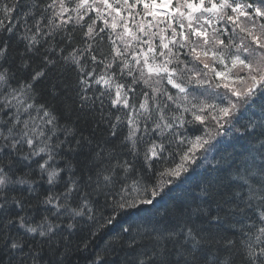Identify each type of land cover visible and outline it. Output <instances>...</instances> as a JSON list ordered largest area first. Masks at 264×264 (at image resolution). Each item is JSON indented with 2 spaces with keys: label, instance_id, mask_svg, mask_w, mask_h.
Listing matches in <instances>:
<instances>
[{
  "label": "snow or ice",
  "instance_id": "6c2138e0",
  "mask_svg": "<svg viewBox=\"0 0 264 264\" xmlns=\"http://www.w3.org/2000/svg\"><path fill=\"white\" fill-rule=\"evenodd\" d=\"M0 264H264V0H0Z\"/></svg>",
  "mask_w": 264,
  "mask_h": 264
}]
</instances>
